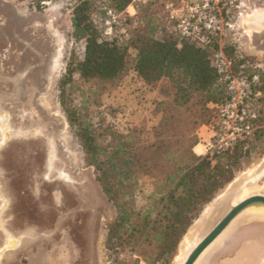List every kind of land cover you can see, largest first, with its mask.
I'll list each match as a JSON object with an SVG mask.
<instances>
[{"label": "trees", "instance_id": "16d2710c", "mask_svg": "<svg viewBox=\"0 0 264 264\" xmlns=\"http://www.w3.org/2000/svg\"><path fill=\"white\" fill-rule=\"evenodd\" d=\"M99 1L104 2L103 8L119 13L131 3L77 0L71 35L75 42H84V51L82 59L68 63L59 81L60 104L75 128L86 164L95 168L96 180L116 210V218L108 226L106 249L120 252L128 246L146 264L168 263L204 207L234 179V170L250 151L246 146L261 130L264 118L258 111L259 126L252 137L204 157L193 152L199 140L193 133L195 125L211 123L213 105L228 99V76L233 72L250 80L256 77L252 82L253 97L263 103L264 72L245 66L246 59H239L230 46H225L223 52L234 68L222 69L215 59L219 49L216 35H209L205 44L181 37L167 17L159 14V0L136 3V15L123 14L114 35L104 37L93 19ZM121 25L127 26V36L120 33ZM129 70L149 87L168 85L170 106L196 105L201 119L185 131L180 130V125L186 123L184 119L164 115L149 144L140 141L136 130L125 134L105 127L98 132L96 125L73 105L75 75L86 83L113 84ZM142 177L153 178L155 185L146 197L148 205L137 209L136 192ZM139 262L140 258H136L133 263Z\"/></svg>", "mask_w": 264, "mask_h": 264}, {"label": "rangeland", "instance_id": "374dc122", "mask_svg": "<svg viewBox=\"0 0 264 264\" xmlns=\"http://www.w3.org/2000/svg\"><path fill=\"white\" fill-rule=\"evenodd\" d=\"M182 1L159 0V14L166 17V4H180ZM76 3L77 0H0V65L5 69V74L8 75V72L14 74L15 64L23 56V53L24 55L26 54V50L28 49L33 54H41L43 57H46L45 69L41 72L38 82H35L34 85L30 86V89H27V93H24L21 107L14 109L10 103H0V112L3 113V115H0V144L3 142L0 145V170L2 169L1 167L7 166L4 157L5 151L13 144H10L11 141L9 137H5L4 132L7 130L8 134L14 133L15 139L27 137L30 134L31 139H36L38 138L37 131L33 130V128L38 126H35L34 123L41 121L42 118H45L46 121L50 118V121L55 122L53 126L51 125L52 128L46 126L42 128L38 127V131L41 130L43 135H45L44 133L53 135L52 139L44 147L50 150L52 155H58L61 158L64 162L65 171L73 179L87 176L88 181L95 184L98 198H101L99 202L101 215L96 226V264H134L133 262L136 258H140L139 264H141L143 257L131 252L128 246L121 248L120 252L106 249L105 243L108 226L115 220L116 210L104 195L100 184L96 180L95 168L86 164L82 147L75 134V128L69 122L60 104L59 81L65 74L68 63L71 60L78 61L82 59L84 51V42H75L71 35V17ZM103 3L101 1L98 2V9L93 16L94 23L99 27L102 26L105 19ZM263 9L264 0H219V14L225 25L215 35L219 45L218 52H223L225 46H230L234 49L235 55L239 59H246L245 66L260 69L264 72V28L256 29L253 22H251L255 11ZM124 30L127 31V26L121 25L119 29L120 33L123 34L122 31ZM15 32H18L19 37L24 42H27V45L19 46L10 42V38L14 41ZM5 39L6 42L3 43ZM208 42L209 39L206 43ZM27 56L29 57L30 55L28 54ZM233 68V65H231V70ZM0 89L5 90L4 93H8L2 94L1 92L0 96L7 97L12 95L9 92V83L4 82L3 85H0ZM169 92V87L165 83L149 87L139 80L133 70H129L122 79L113 84L97 81L86 83L80 80L76 74L75 91L71 95V98L75 108L86 119L91 120L96 125L98 132L104 130L105 127L125 134L136 130L140 141L144 144H149L154 140L155 129L164 115L173 114L177 118L184 119L186 123L180 125V130L185 129V131L188 130V125L192 129L194 121L196 122V120L201 119L200 108L196 105L190 104L187 108L170 106L171 96H169ZM253 105L257 111H261V117L264 118V113L262 112L264 102L260 103L255 99L253 100ZM215 124L216 111H213L212 120L206 126L207 129L204 126L195 125L193 133L199 137L198 143L200 140H208L211 138ZM25 142L27 141H22L21 149H19L20 152H18L19 154H16L13 157V162L10 163L11 172L9 171V174H5L6 176H15L16 179L13 185L15 189H17V186L21 189L23 188L22 186L28 183L26 178L29 170L23 167L24 171L21 178L20 168L23 160H25L24 155L26 151L24 150L32 149L29 145L24 144ZM184 144L186 146L188 142L186 141ZM246 147H250V151L241 159L238 167L235 168L234 179L220 190L215 198L204 207L200 216L193 222L184 235L186 239L190 233L189 231L193 229L197 230L195 236L197 239H192L186 248L187 252L193 246V240H198L202 235V227L205 222L204 215L207 211L208 216L215 205L231 195V192L237 191L242 181L254 176L264 167V123L261 126V130L257 132L256 136L250 140V143ZM196 151L202 152L203 149L199 146ZM10 155L8 154V156ZM43 161L41 159L39 164L42 165L43 163L41 162ZM39 170L34 173L35 176L27 184V189L30 188L31 193L29 197L31 199V194L36 193L34 192V186L36 187V184H39V182L45 183L44 168L40 174H38ZM50 183H54L53 190L55 194L52 196L54 202L60 205L59 209L63 212L65 199L63 197L64 195L66 197L69 195L68 190L65 189L70 188L69 184L59 178L53 179ZM154 185L155 181L153 178L142 177L140 179V184L136 192L135 207L137 209H145L148 205L149 201L146 197L152 193ZM244 187L240 192L236 193L242 198H246L251 194L264 195V175L257 180L255 185H247V187ZM236 194L233 199L238 198ZM31 199L16 194V208L19 210L18 218L20 221L34 220L30 224L36 225L35 220L38 213H42L47 206L43 203H33L32 206ZM71 203L75 204L74 201ZM57 214L58 212H54V216H57ZM84 229L80 223L77 225V228L74 227L72 229L71 234L70 230L66 228L68 231L66 237L61 239V236H64L65 233L60 232L56 243L53 244L63 246L70 243L71 239L73 247L83 245L84 241L82 236L84 235ZM184 237L181 239L175 252L169 256V262L165 263L160 261L157 264H179V261L183 260L186 256L185 252L182 258L180 250L183 244L182 242L185 241ZM249 239L251 242L246 243L245 247H243L245 250L243 259L247 263L264 264L263 237L259 235L249 237ZM20 242L21 239L19 244ZM243 242L244 240L230 253L219 258L218 264H222L226 259L231 260L238 257ZM40 250H35L33 254L30 252L31 260L26 256L24 257V255H20L17 261L14 260L10 264H39L38 257L40 256ZM73 256L76 257V254H73ZM49 257L51 261L54 255L49 252ZM0 264H5L2 263L1 258Z\"/></svg>", "mask_w": 264, "mask_h": 264}, {"label": "flooded vegetation", "instance_id": "af4514ba", "mask_svg": "<svg viewBox=\"0 0 264 264\" xmlns=\"http://www.w3.org/2000/svg\"><path fill=\"white\" fill-rule=\"evenodd\" d=\"M7 38V37H6ZM15 45L24 46L27 45V42H24L18 35V32H15L14 41L12 38L9 39ZM6 42V39L3 43ZM31 50H26V54L17 61L15 64L14 74L9 73L5 74V69L0 65V85L5 83L10 84L9 92L12 95L9 96H0V103H10L11 107L14 109H19L21 107L22 99L24 93H27V89H30L35 82H38L40 79L41 72L45 69V59L41 54L31 53ZM30 55L29 57L27 55ZM32 54V56H31ZM26 59V60H25ZM21 70V71H18ZM4 93L5 90L0 89V93ZM0 115L3 113L0 112ZM3 117V116H2ZM7 118V117H6ZM49 118L47 121L45 118H42L41 121H37L35 126L38 127H51L55 123L50 121ZM38 127L33 128L37 131L36 139H31L30 135L27 137H20L15 139V134H8L6 130L4 133L5 137H9V140L13 144H9L10 148L5 151V160L7 166L1 167L0 170V258L2 263L10 264L14 260H18L20 255H24L25 250L31 251L40 250L44 246H53V243H56L58 234L64 228H68L71 231L74 227L77 228V225L80 223L84 229L83 245L74 246L76 251V264H96L95 253H96V242H97V231L96 226L100 218V200L98 198L97 189L93 182L88 181L87 176H81L79 178L73 179L65 171L64 162L57 155H52L50 150H47L44 146L46 143L52 139L53 135L41 133V130L38 131ZM40 133V134H39ZM22 141H27L24 144L29 145L32 149L24 150L25 160L21 168V178L23 176V167L26 170H29L27 181L32 180V177L35 176L34 173L41 171L44 168L45 183L42 182L34 185L35 194H31L32 199L29 197L30 188L27 189V184L22 186L23 188L17 189L13 187L15 176L5 175L9 174L10 163L13 161V157L16 154H19V149H21ZM8 154H11L8 156ZM44 166L39 164V161ZM11 172V171H10ZM62 179L69 184L68 196L64 195V211L59 209L60 205H57L54 202L53 195L54 193V183H50L53 179ZM16 194H19L22 197H27L31 199V204L43 203L47 208L38 213V216L35 220L36 225H32V221H20L18 218L17 203H16ZM75 204H72L73 202ZM62 206V205H61ZM54 212H58L57 216H54ZM79 215V217H77ZM21 242L19 244V241ZM264 239V238H263ZM262 240V239H260ZM264 243V240H262Z\"/></svg>", "mask_w": 264, "mask_h": 264}, {"label": "built area", "instance_id": "2783aa9c", "mask_svg": "<svg viewBox=\"0 0 264 264\" xmlns=\"http://www.w3.org/2000/svg\"><path fill=\"white\" fill-rule=\"evenodd\" d=\"M155 0H131L124 12H116L113 8L104 7L105 19L102 23L103 36L110 38L123 14L130 17L136 15V3L146 4ZM167 21L171 23L181 37L205 44L211 34L223 29L225 25L219 12V0H183L180 4L167 3ZM230 26L229 24H226ZM127 36L126 31H122ZM216 62L222 69H230V61L219 51L215 54ZM248 77L234 74L228 76V99L219 105H213L216 111V124L213 135L208 140H200L194 147L199 157L225 151L233 147L239 140L252 137L258 129L259 112L253 105L252 82ZM202 147L203 151H196Z\"/></svg>", "mask_w": 264, "mask_h": 264}, {"label": "water", "instance_id": "95a60500", "mask_svg": "<svg viewBox=\"0 0 264 264\" xmlns=\"http://www.w3.org/2000/svg\"><path fill=\"white\" fill-rule=\"evenodd\" d=\"M251 22L256 29L264 28V9L256 10ZM263 175L264 167L254 176L242 181L235 193L211 209L210 214L205 217L202 235L179 264H218L219 258L230 253L242 240L244 242L238 257L226 259L222 264H253L243 259V247L251 242L249 237L260 235L264 238V195L251 194L236 203L233 197L244 185H255Z\"/></svg>", "mask_w": 264, "mask_h": 264}, {"label": "crops", "instance_id": "0c3cea01", "mask_svg": "<svg viewBox=\"0 0 264 264\" xmlns=\"http://www.w3.org/2000/svg\"><path fill=\"white\" fill-rule=\"evenodd\" d=\"M204 127L206 128V126H204ZM61 232L65 233L64 236H61V239H63L64 237H66L68 231L66 230V228H64V229H62ZM30 252H32V254H33L35 252V250L34 249H32L31 251L25 250L23 252L24 257L25 256L28 257L29 260L32 259L30 257V255H31ZM49 252L52 255H54V258L52 257L51 261H50V257H49ZM39 253H40V256L38 257L39 258L38 259L39 264H49V263L50 264H76L75 262H76L77 258L73 256V254H76V251L71 244V239H70V243L65 244L63 246H58L56 244H53V246H51V247L50 246L41 247V250ZM58 255H59V257H58ZM141 264H146V263L144 261H141Z\"/></svg>", "mask_w": 264, "mask_h": 264}, {"label": "bare ground", "instance_id": "6f19581e", "mask_svg": "<svg viewBox=\"0 0 264 264\" xmlns=\"http://www.w3.org/2000/svg\"><path fill=\"white\" fill-rule=\"evenodd\" d=\"M234 190V189H233ZM232 193H235L234 191L233 192H231V194ZM236 195H238V198L237 199H233V201L236 203V202H239V201H241V200H243V199H245V198H242V197H240L239 196V194H236ZM241 195V194H240ZM207 213H208V211H207ZM207 213L204 215V218L207 216ZM197 226H199V225H197ZM201 226V225H200ZM203 231V230H202ZM190 233L188 234V236H187V238L185 239V237H184V239H185V241H184V239H183V241L184 242H182L183 244L181 245V247H180V250H181V256H182V258L184 257L183 255L185 254V252L187 253V250H186V248H187V246H189V244H190V242L192 241V239H194V238H196L197 239V237H195L196 236V234H197V230H195V229H193V230H191V231H189ZM203 233V232H202ZM193 240L194 241V244L196 243L195 241H197V240ZM199 239V238H198ZM192 244V243H191ZM193 244V245H194ZM191 247V246H190ZM189 250V249H188ZM246 259V258H245Z\"/></svg>", "mask_w": 264, "mask_h": 264}]
</instances>
